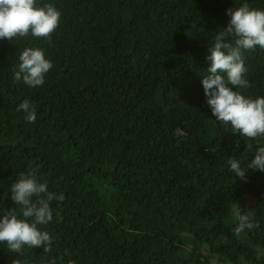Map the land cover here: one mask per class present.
Returning <instances> with one entry per match:
<instances>
[{
  "label": "trees",
  "instance_id": "1",
  "mask_svg": "<svg viewBox=\"0 0 264 264\" xmlns=\"http://www.w3.org/2000/svg\"><path fill=\"white\" fill-rule=\"evenodd\" d=\"M45 3L61 13L51 43L0 40V219L19 212L10 188L20 172L64 200L38 226L52 251L0 244V264H264V173L241 179L228 163L246 168L264 138L217 121L202 86L227 10H264V0ZM28 47L53 65L36 88L14 80ZM242 51L251 86L239 91L264 96V49ZM25 100L35 123L17 111ZM249 210L258 227L237 236Z\"/></svg>",
  "mask_w": 264,
  "mask_h": 264
},
{
  "label": "clouds",
  "instance_id": "2",
  "mask_svg": "<svg viewBox=\"0 0 264 264\" xmlns=\"http://www.w3.org/2000/svg\"><path fill=\"white\" fill-rule=\"evenodd\" d=\"M231 17L228 27L215 37L207 57L210 67L202 80L207 104L212 115L225 126L230 125L233 133H238L249 140L264 138V96L252 98L242 94L239 89L251 85L246 78L248 68L245 65L242 50H254L257 46L264 49V10L251 8L244 3L239 8H230ZM61 13L51 3L38 5L37 0H0V40L11 42L16 38L29 35L47 40L60 25ZM235 37L234 44L226 42V37ZM18 69L14 71V80L23 81L29 87L36 88L45 82V75L52 68V62L45 57L42 48L28 47L19 55ZM229 85L237 89L233 91ZM25 112L28 123H35L36 109L25 100L17 111ZM230 170L235 176L245 179L247 169L264 173V146L257 148L255 158L246 168L241 161L230 158ZM18 181L11 184V200L18 206L3 210L0 219V244L10 253L23 254L25 247H43L44 253L52 251L53 239L39 225H47L53 220L50 202L63 201L64 195L49 192L47 182H39L36 172L18 173ZM255 213L252 210L237 214L238 226L234 229L237 236L245 229H253ZM12 264H21L16 259ZM53 264L55 262L53 261ZM69 264H74L69 261Z\"/></svg>",
  "mask_w": 264,
  "mask_h": 264
}]
</instances>
